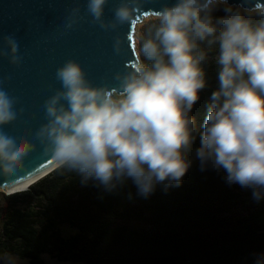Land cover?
<instances>
[{"label": "clouds", "instance_id": "clouds-1", "mask_svg": "<svg viewBox=\"0 0 264 264\" xmlns=\"http://www.w3.org/2000/svg\"><path fill=\"white\" fill-rule=\"evenodd\" d=\"M106 3L87 0V11L107 30L130 23L142 0H121L108 22L103 19ZM219 9L224 15L214 16ZM79 11L72 9L67 28ZM145 21L136 61L115 74L117 87L93 85L72 59L56 69L60 87L44 101L46 123L35 132L44 155L80 176L82 184L92 180L111 191L131 179L144 197L157 184L179 186L198 161L200 171L222 168L229 185L251 189L257 201L264 198V8L228 0H175ZM4 40L9 63L17 65V41L13 36ZM121 44L117 36V53ZM205 48H215V55ZM210 59L217 67L218 88L211 93L190 160L198 132L190 113L207 86L202 65ZM23 111L18 99L0 88V126ZM34 148L21 132L0 130V171L22 169ZM0 264L19 261L4 252ZM256 264H264V255Z\"/></svg>", "mask_w": 264, "mask_h": 264}, {"label": "trees", "instance_id": "trees-1", "mask_svg": "<svg viewBox=\"0 0 264 264\" xmlns=\"http://www.w3.org/2000/svg\"><path fill=\"white\" fill-rule=\"evenodd\" d=\"M202 66L207 86L190 113L198 130L190 160L218 88L214 60ZM225 176L194 161L179 186L157 184L144 197L131 179L108 191L58 167L27 190L0 196V253L28 264H44L43 254L73 264H256L264 255V198ZM62 226L74 233L63 236Z\"/></svg>", "mask_w": 264, "mask_h": 264}, {"label": "water", "instance_id": "water-1", "mask_svg": "<svg viewBox=\"0 0 264 264\" xmlns=\"http://www.w3.org/2000/svg\"><path fill=\"white\" fill-rule=\"evenodd\" d=\"M120 3L121 0H107L105 22L113 20ZM166 3L171 5L175 0H142L140 12L130 23L106 30L93 22L87 0H0V88L16 97L24 108L10 124L0 126V130L19 131L35 144L22 169L16 173L0 171L1 191L12 194L27 190L58 168L50 155H44L43 145L35 137V132L46 123L44 101L60 87L56 69L72 59L81 65L93 85L117 87L115 74L136 61L134 26L141 25L146 16H154ZM228 3L264 8V0H228ZM73 8L80 11L76 22L67 28ZM7 36H13L18 43L17 65L9 63V49L4 40ZM117 36L122 40L119 53L113 47Z\"/></svg>", "mask_w": 264, "mask_h": 264}, {"label": "rangeland", "instance_id": "rangeland-1", "mask_svg": "<svg viewBox=\"0 0 264 264\" xmlns=\"http://www.w3.org/2000/svg\"><path fill=\"white\" fill-rule=\"evenodd\" d=\"M140 24L141 25L143 24L144 28L139 27L140 25H138V24H136L134 26V31L136 33L134 34L135 38H133V41H134V50L136 52L135 53L136 57H137V53H138V51H139V49L141 47V44H142L141 37L144 35L145 29L147 28V23L145 21V18L142 20V23H140ZM140 59L143 60V56L142 55L140 56ZM1 195H7V194H5L3 191L0 190V196ZM2 206H3V203L1 202L0 203V208H2ZM61 233H62L63 236L67 237L68 235L73 234L74 230L69 229V228H67L65 226H62V232ZM41 259H42L44 264H73V263H70V262H57V261H55L54 259H51L48 255H45V254L41 255ZM18 261H19V264H28V262L26 260H19L18 259Z\"/></svg>", "mask_w": 264, "mask_h": 264}, {"label": "snow or ice", "instance_id": "snow-or-ice-1", "mask_svg": "<svg viewBox=\"0 0 264 264\" xmlns=\"http://www.w3.org/2000/svg\"><path fill=\"white\" fill-rule=\"evenodd\" d=\"M146 15H148V13H145ZM155 14V13H154ZM129 39L131 40V37H129Z\"/></svg>", "mask_w": 264, "mask_h": 264}]
</instances>
